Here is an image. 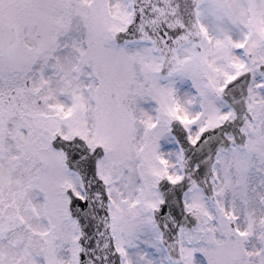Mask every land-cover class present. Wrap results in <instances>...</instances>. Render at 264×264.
Returning <instances> with one entry per match:
<instances>
[{"label": "rangeland", "instance_id": "obj_1", "mask_svg": "<svg viewBox=\"0 0 264 264\" xmlns=\"http://www.w3.org/2000/svg\"><path fill=\"white\" fill-rule=\"evenodd\" d=\"M94 1L93 6H89V3ZM61 3L67 4L64 7V12L61 10V14L63 15V21L61 23H64L65 28H67V33L72 36L73 38H77L78 36L84 35L87 31L90 33V29H88L86 24L83 22V18L85 20H90L91 18L96 17L99 18L100 16L104 17V23L108 24L109 33L106 35L113 34V31H115L119 24L116 22L110 21L109 17L110 14L108 11H105L107 14H103L102 10L104 11V7L106 8L107 5H109V0H61ZM115 2H117V5H115ZM213 2L216 3V0H213ZM59 3L57 5V15H60L59 7L62 5ZM97 4V5H95ZM127 4H128V10H129V0H110V8L114 5L116 6V10H110L111 14L121 19L123 16V19L127 20ZM264 0H257V6L263 7ZM74 5V6H73ZM236 7L235 10L232 12L227 9L223 12H217L214 3L210 2L209 0L205 2L204 6L207 10L206 15H202V19L205 23V25L208 27V30L213 37L214 41H217V44L219 46L225 45L226 43L233 42L237 37L240 35H244L246 31L250 29H254L256 27L257 21L256 19L253 20L250 16V14H247L245 10L242 9V7L235 3ZM88 9H92V11H88ZM263 10V9H262ZM262 10L258 11L261 12ZM75 14H81L80 18L76 17ZM56 15V17H58ZM83 15V17H82ZM109 15V17H108ZM126 15V16H125ZM59 19V25L60 20ZM101 18V17H100ZM260 18V17H259ZM102 19V18H101ZM121 19V20H123ZM120 20V21H121ZM102 20L100 23L103 22ZM259 28L264 29V20H259ZM11 24L14 25L13 18L11 16ZM262 24V25H261ZM81 31V32H80ZM61 27L57 29L56 32L52 33L53 38L56 36L62 34ZM81 35V37H82ZM80 37V38H81ZM82 40V39H81ZM96 46L95 51H98L96 55L91 56V58L87 57V55H83L82 53H79L78 56H81L83 58V61L89 62V64H94L95 68V78L92 75V71L88 67H84L83 65H79L77 68V72L79 69H82L81 72H69L68 70L64 71V74L66 75V79L69 82V86L65 85V82L63 80L53 79L51 74H57L55 70H47L45 74H41L42 79L47 82L46 86L49 88L50 82L56 83L58 90L65 89L69 94H73L77 97L76 93H70L71 90H74V88L78 85L80 87L81 84H91L93 83L92 87L97 88V86L102 84V88H99L98 92L96 93L95 100L92 104V107L94 108L97 105V99L99 93L103 94H109V91H113L114 95H119L120 97L122 94V83L125 82V80H121L117 75V68L116 71L114 69V66L111 65V59L116 54L111 53L109 60V64H107V59L105 61H101L99 59V56H105L101 52H105V50L102 47H99V43L93 44V46ZM109 45V44H108ZM128 53L131 62L126 63L125 67L129 70V72H134V70L137 67V65L134 64V60L139 63V59L141 57L140 48H129L127 50H124L123 53ZM89 54V53H86ZM113 54V55H112ZM215 60L220 61L222 59L221 56L216 55L213 57ZM255 59V57H253ZM188 60V59H186ZM205 60V59H204ZM203 60V62H204ZM98 61V62H97ZM96 62L97 64H95ZM88 64V63H87ZM188 64L184 66V69L189 68L190 74L188 78L192 77V74L194 75V78L192 81L198 85H204L207 84L206 75L210 70L205 74L199 73L198 70L195 69L197 67V62L189 61ZM209 66V65H208ZM154 67V66H152ZM216 71H213L212 78H215L218 76V80L221 78H224V76L230 71V67L228 66H211ZM221 68V69H219ZM50 69V68H49ZM125 69V68H124ZM183 69L184 72H186ZM207 69V68H206ZM51 72V76H47ZM80 76V77H79ZM138 77L139 80H136L135 77ZM254 85L256 83L260 82L259 75H254ZM47 77V78H46ZM79 77V78H78ZM151 76H148L145 78V75L142 73V79L140 74L136 75L135 73L131 74L130 81L134 83V89L129 93L128 97L125 94V100L126 103L128 102V105L126 107L128 108L130 118L133 116V126L134 131L138 134L143 132L144 129H142L150 123L151 119H148V121H143L140 119V117H137V112H132V108H137V98H143L144 97V91H143V84H146L147 80H151ZM183 79V78H181ZM220 79V80H221ZM218 83H216L213 87H217ZM152 83L159 84V81L157 79L152 80ZM131 84V83H130ZM129 84V85H130ZM112 85V86H110ZM128 85V86H129ZM210 84L207 85V88L210 89ZM212 87V88H213ZM84 91L86 88L82 86ZM89 92V91H87ZM91 92V90H90ZM94 92V91H93ZM201 94V98L195 100L199 101L202 104L206 103L207 97L205 90L199 91ZM259 93V92H258ZM79 95V94H78ZM213 95V93H212ZM94 96V95H93ZM92 96V98H93ZM85 97V94H84ZM214 97V95H213ZM66 98V104L70 101V96L65 97ZM83 98V97H82ZM215 98V97H214ZM50 100L51 106L54 108L52 113H56L59 115V118L52 119L45 123H39V125H45L47 128H49L51 131L58 130L61 131L62 135H72L73 133L77 132V127L82 128V125L88 124L89 126H92L90 134H88V130L86 131V135L92 139V135H98L100 136L103 134L102 131L99 130L100 126L96 120L95 124L86 123V119H90V115L95 114V111L97 112L99 109H92L93 112L88 113L85 116V119L82 121L80 117H78V109L81 104L87 105L88 108L91 106L90 103L85 102L84 99H79L77 102V98H75V106L76 109L68 108L76 110L77 113L75 119L71 121L70 120H64V122L60 119L61 114H64V111L62 110V113H60V110L56 108L58 104L59 97L52 96ZM54 99V100H53ZM180 99V97H179ZM64 100V99H63ZM56 102V103H55ZM263 103V102H262ZM55 104V105H54ZM133 104V105H131ZM95 105V106H94ZM184 105H188L184 103ZM190 105V104H189ZM264 105V103H263ZM131 106V107H130ZM197 106V105H196ZM47 110L46 107H41ZM78 108V109H77ZM98 108V107H97ZM261 108V107H260ZM66 110L65 112H70V110ZM196 109V110H195ZM192 112L195 113L197 111V108H195ZM27 111H23L22 109L16 110L13 112L12 108L10 106L6 107V109H0V154L5 150L7 154L10 155V152H12L11 148H14L17 152V158L16 161L20 164L18 169V174L16 176L17 179L27 178V174L29 173V178L31 179L35 175V182L38 179V182L40 181V184L36 185L35 183V191L29 189L25 190V182L19 183V194H25L29 196L30 200V207L33 208L30 213L22 212L19 215V220L22 219L24 222V225L21 227L25 228V231L23 228L19 227L17 233L18 237V245L17 247H6L4 248V252L8 254L7 258L9 259V254L16 255L11 261H6L7 264H67L68 259H70V264H75V258L78 251V247L75 244V239L78 236L77 230L74 226V223L69 219L68 212L64 209L65 201L63 199L62 190L66 184H71L74 187L75 193H79V186L77 179L74 176H70V174L59 164L58 161V155L54 152H49L47 148L44 147L43 152L38 153L35 152V155L32 154V149L29 146L31 143V140H35V142H39V138L35 137H29L30 140L25 138L26 133L30 132L31 129L29 128L30 123L24 124L22 120L21 114H26ZM60 113V114H59ZM98 114V112L96 113ZM256 119V130L258 132L264 131V108L263 111L258 113ZM167 117L165 116L163 119V125L160 127L158 132L149 134L147 136L146 144H150V147L148 148L144 146L143 148H138L136 145L129 144L128 147H131L133 150H127L126 153L122 152V150L116 151L113 154H111V158L108 159V157L103 161V163L107 164H101L102 169V176L108 180L109 183V196H110V212L113 215V226H114V235L116 238L117 244L120 246L121 251H123L124 256L126 257V261L128 260L129 264H156L158 262V259L162 260L163 258V252L160 251L157 246V239L158 234L154 230V225L152 223V220L150 218V214L146 209L147 206L153 204L155 202V196L156 193L154 192L155 184L157 182V177L161 174L160 172V166L158 163V160H164V153L168 151V148L166 146V143L164 141L168 140L171 143V138L168 135L166 122ZM107 128V124H106ZM37 134V133H36ZM260 135V134H259ZM261 136V135H260ZM113 134L109 135L108 137L104 138L105 140L102 141L103 144H105L108 148L111 146V142H115ZM45 143L43 146H49L48 143V137H45ZM161 147V150L158 151V148ZM122 148V146H121ZM37 149V147H36ZM140 154H137V152L140 150ZM148 150H152V152H149L147 155H145ZM53 157L56 160V163L52 164ZM27 158L30 161V165L28 166ZM175 160V159H174ZM173 160V161H174ZM173 161L171 162L170 166H173ZM111 165L112 171L110 173L107 172L106 167L107 165ZM32 165L34 166L32 168ZM24 169V172H23ZM135 170H137L135 172ZM34 171V172H32ZM33 173V174H32ZM136 174L140 175V179L142 181V184L140 185L139 182L136 179ZM24 175V176H23ZM33 175V176H32ZM171 175H175L174 169L171 172ZM15 178V179H16ZM40 178L43 180L41 181ZM34 179V177H33ZM229 177L227 176L228 184L227 186L231 187L229 183ZM69 180L71 181L70 183ZM249 183H251V176H249ZM42 188H41V187ZM70 186V185H69ZM141 186L144 191V196L140 198L136 193L141 189ZM18 187V186H17ZM44 187V188H43ZM40 190H43V194L46 195V211L40 212V209L45 210V198L42 193H40ZM224 188L221 192L226 193ZM235 193V192H232ZM40 194V196L36 199L37 203L34 201L36 196ZM42 194V196H41ZM233 195V194H232ZM222 199L219 200V203L223 206H227L229 209H233L234 205H232L233 198H239V197H231V196H225L223 197L220 195ZM66 198V197H65ZM146 198V200H145ZM192 198V197H191ZM232 198V199H231ZM228 201V203H227ZM22 203L19 202L20 211H24L22 208ZM40 205V207H39ZM143 205V207H142ZM192 206L196 207L198 206V202L196 200L193 201ZM202 206V205H200ZM199 206V208H200ZM210 210H213L210 208ZM209 210V211H210ZM235 210V209H234ZM208 211V212H209ZM214 211V210H213ZM236 214L239 215V213L235 210ZM36 213V215L34 214ZM46 214V216H45ZM44 216V217H43ZM42 220L45 218L46 222L43 221L46 224H38V220ZM41 223V222H40ZM228 224V222H226ZM50 225V226H48ZM240 228H244L245 226L243 223L239 226ZM47 228H51L52 233L48 235L42 236V233L45 231L47 232ZM28 233V234H27ZM256 233V232H255ZM255 233H250V236L252 238H256L257 236ZM220 235V234H219ZM215 232H211V240L209 241V245H211L210 248H208L209 251L205 253L204 257L208 260V264H248L249 262H253L254 264H264V245H258L256 250V254L258 256H254V258L247 259L246 255H243V253L238 248L237 238L235 236L232 237V233L230 232L229 235H224L222 238ZM185 240L188 238L187 234H184ZM234 239V240H233ZM236 240V241H235ZM224 243H227L228 245H235L232 247V250L230 249L229 252L226 250L223 246ZM264 243V239H263ZM142 244L147 245L146 247ZM148 245H152L149 247ZM153 248L152 250H147L145 248ZM132 248V249H131ZM194 248V247H192ZM184 262L183 264L188 263V256L193 251L191 247L184 245ZM147 250V252H145ZM136 253L141 255L144 253L147 255V257H142V260L135 257ZM152 253L155 255V257L152 255ZM126 254V255H125ZM162 255V256H161ZM209 255V258H208ZM254 255V254H253ZM70 256V257H69ZM157 256V257H156ZM202 261V260H201ZM202 264L203 261H202Z\"/></svg>", "mask_w": 264, "mask_h": 264}, {"label": "flooded vegetation", "instance_id": "obj_2", "mask_svg": "<svg viewBox=\"0 0 264 264\" xmlns=\"http://www.w3.org/2000/svg\"><path fill=\"white\" fill-rule=\"evenodd\" d=\"M14 42V40H12ZM46 51L41 52H32V54H38V56L31 55L29 57L30 61L33 63V73L44 74L49 68H51V58L46 56ZM14 62L18 63V58H14ZM59 62L54 61V65H57ZM43 80V79H42ZM17 81V79H16ZM30 90L33 88L30 87L28 83H25ZM44 88V83H41ZM15 88L18 89V82L15 84ZM144 98L146 100L148 92L143 89ZM15 95L16 93L13 92ZM32 94V93H31ZM16 98L11 101L14 111L18 110L19 105V93L17 92ZM33 95V94H32ZM31 100V99H29ZM29 107V105H28ZM174 107L179 109L181 114L187 118H194L195 113L192 111L195 109L194 105H179L178 103L174 104ZM205 115L203 119L197 120L196 118L192 122L193 124L190 129L191 137H194L195 134L200 129H206L213 126L216 121L215 119L219 118L220 113L223 111L219 106H204L201 107ZM145 116H152L154 113V107L152 104L145 102V105L142 108ZM34 111V106H31L29 112ZM256 114L253 113V118L251 121V126L249 125L246 129V147L238 148L233 144L226 152H221L217 158L215 165V174L217 175L216 180H214V195L215 199L211 205L210 202H206L208 206L204 204L195 210L192 206L193 201L190 205V210L194 213L196 219L195 225L188 230L187 241L189 247L193 250L188 256V264H204L207 263L205 253H207L209 241L211 240V232H215L218 235L224 234L229 235L230 232L237 238L238 248L247 256V259L254 258L256 256L255 249H257L258 234L263 228H260L258 224V218H264V137L259 136L260 132L256 130V119L257 115L260 112L258 108L255 109ZM262 112V111H261ZM252 113V112H251ZM30 119H33L32 116H29ZM250 127V128H249ZM261 135L263 133L261 132ZM254 139V142H252ZM175 154L172 152L171 148H168V151L164 153L165 163L162 164V169H169L170 172L173 169V166H170L171 162L174 160ZM4 165H8V162H3L2 156L0 157V232L3 229V222H11L12 216V206L8 204V198H4L3 190V177H4ZM10 172V173H8ZM13 170L11 168H5L6 174H12ZM227 176L229 177V183L231 187L227 186ZM249 176H251V183H249ZM228 190L221 192L222 189ZM7 191L8 187L6 188ZM235 192V193H232ZM233 194V195H232ZM233 196L239 198H233L232 204L234 205L233 209H229L225 206L226 211H224L221 204H218V200L222 199L221 196ZM232 199V198H231ZM212 208L213 210H210ZM239 213L236 214L235 210ZM210 210V211H209ZM209 211V212H208ZM248 214L255 219L254 226H249L247 220ZM229 220V222L227 221ZM228 222V224L226 223ZM243 223L244 228L239 226ZM255 233L257 236L255 239L250 236V233ZM221 235H219L221 237ZM241 235L243 237H241ZM222 238V237H221ZM234 240V239H233ZM236 241V240H235ZM227 243H224L223 246H226ZM264 245V243H261ZM194 247V248H192ZM250 253V254H249ZM254 254V255H253ZM252 255V256H251ZM209 258V255H208ZM202 260V261H201ZM210 260V258H209ZM248 264H254L249 262Z\"/></svg>", "mask_w": 264, "mask_h": 264}, {"label": "water", "instance_id": "obj_3", "mask_svg": "<svg viewBox=\"0 0 264 264\" xmlns=\"http://www.w3.org/2000/svg\"><path fill=\"white\" fill-rule=\"evenodd\" d=\"M127 35H129V33ZM55 143L57 144V147L63 149L66 152L68 157L66 164L68 168L70 170L77 171L80 174V177L83 180L85 191L87 192V200L84 202L80 201L76 197H71V202L73 203L71 212H73V216L75 215L78 217L80 223L79 228L82 232V238L80 240L82 250L79 256V264H98L97 260H99L101 257L108 256V254L109 261L115 260L116 254L110 245V239L107 234V220L100 209L106 207H101V204L105 202V196L103 192L104 189H102L103 185L96 177L93 156L84 154L82 159H79L76 153V140H57ZM184 158H186L185 162H188V156L185 155ZM190 183L191 179L186 172L184 182L172 187L168 193L170 195V201L169 198H167V203L164 205L167 210H164L163 212L167 213L168 215L163 217V224H160V226L164 228V244L167 247V251L171 252V255L174 254V247L176 246L177 242L176 236H173L170 226H177L175 220L179 218V216L177 214L176 208L179 209V212L182 211L181 202H174V200L177 195L181 194V191L187 189ZM93 197H96V199L100 202V208L98 206L94 208L93 203H88V198ZM88 206L90 208L87 211ZM158 216L155 215V217ZM170 221L171 223H169ZM106 247H109V253L105 251ZM116 261L118 262V259Z\"/></svg>", "mask_w": 264, "mask_h": 264}]
</instances>
